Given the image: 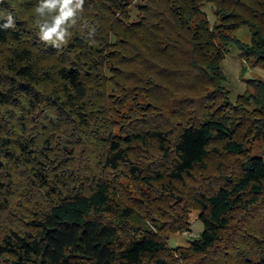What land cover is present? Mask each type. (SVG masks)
Masks as SVG:
<instances>
[{
    "label": "trees",
    "instance_id": "16d2710c",
    "mask_svg": "<svg viewBox=\"0 0 264 264\" xmlns=\"http://www.w3.org/2000/svg\"><path fill=\"white\" fill-rule=\"evenodd\" d=\"M37 2L0 0V264H264V79L233 102L221 68L231 46L264 67V0H85L59 48Z\"/></svg>",
    "mask_w": 264,
    "mask_h": 264
},
{
    "label": "rangeland",
    "instance_id": "374dc122",
    "mask_svg": "<svg viewBox=\"0 0 264 264\" xmlns=\"http://www.w3.org/2000/svg\"><path fill=\"white\" fill-rule=\"evenodd\" d=\"M140 2L143 3V0H140ZM137 3L135 2L131 8V17L132 19H135L138 15V7ZM205 11L208 13L209 19L211 23L215 21V16L213 13V9L211 6H206ZM235 35L237 38H239L241 41L250 43L251 41V32L247 27H242L240 30L235 32ZM242 58L240 57V51L236 46H231L229 47L228 52L226 53L225 59L221 63V68L225 75L227 76V80L225 83V86L229 89L230 91V98L234 102L238 95L242 94L245 92L247 88V80L254 79V78H261L264 79V71L263 67L260 66L259 69L255 70L250 67L249 64H245V61L241 60ZM243 62V63H242ZM245 65V68L244 66ZM249 65V66H248ZM254 152H260L261 148H264V144L261 145V143H255L254 144ZM253 149V148H252ZM222 159V161L225 163H230L232 162L231 158L227 156H221L215 157L211 159L212 167L218 164V162ZM235 163L238 162V160H235ZM125 184L129 185V188L131 189V183L129 181H124ZM148 191V190H146ZM131 194H135L136 197H139L137 193H134L133 191ZM147 194V193H146ZM154 204L150 203V201H147V204L140 208L141 214H137L133 219L132 222L136 227H149V221L147 218H145L143 215H145L146 211L150 208L153 207ZM191 210L188 213V218H187V227L185 228L184 231H179L175 233H170L169 234V239H168V244L171 248H176V247H188L191 243L192 240L199 238L200 234L203 231V225L202 222L199 220V210L195 208H190ZM156 216H159L157 213V210L152 211ZM142 215V216H141ZM239 217V215H238ZM249 221V220H248ZM240 223V222H239ZM248 224H251L249 222H246ZM233 244H231L229 252H233L232 254H235L236 252V240H239V237H233ZM224 250V247L222 248ZM239 251L244 253L246 258L248 259H253L256 260L258 257L261 255V251L252 250L248 249V247H245V245H240ZM230 253V254H231ZM236 257V255H234Z\"/></svg>",
    "mask_w": 264,
    "mask_h": 264
},
{
    "label": "clouds",
    "instance_id": "9594fccd",
    "mask_svg": "<svg viewBox=\"0 0 264 264\" xmlns=\"http://www.w3.org/2000/svg\"><path fill=\"white\" fill-rule=\"evenodd\" d=\"M85 0H38L34 5V22L41 41L53 47H61L72 35V29L80 26ZM16 27V17L8 11L3 16L0 28ZM94 31V27L92 28Z\"/></svg>",
    "mask_w": 264,
    "mask_h": 264
},
{
    "label": "crops",
    "instance_id": "0c3cea01",
    "mask_svg": "<svg viewBox=\"0 0 264 264\" xmlns=\"http://www.w3.org/2000/svg\"><path fill=\"white\" fill-rule=\"evenodd\" d=\"M240 29H241V28H240ZM240 29H239V30H240ZM237 31H238V30H237ZM241 60H242V61H245V60H243V59H241ZM242 63H243V62H242ZM245 64H249V63L245 61ZM249 65H250L251 68H253V69H255V70H257V69L260 68V66H255V65H253V64H251V63H250ZM249 65H248V66H249ZM243 66H244V68H245V65H243ZM263 71H264V67H263Z\"/></svg>",
    "mask_w": 264,
    "mask_h": 264
}]
</instances>
